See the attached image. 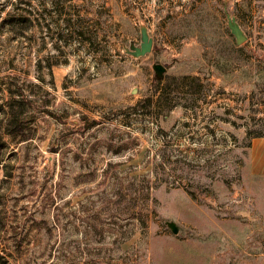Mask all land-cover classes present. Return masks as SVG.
Returning a JSON list of instances; mask_svg holds the SVG:
<instances>
[{
    "label": "rangeland",
    "instance_id": "obj_1",
    "mask_svg": "<svg viewBox=\"0 0 264 264\" xmlns=\"http://www.w3.org/2000/svg\"><path fill=\"white\" fill-rule=\"evenodd\" d=\"M184 75L201 96L146 101ZM263 85L264 0H0V129L9 88L32 101L0 135V264H264Z\"/></svg>",
    "mask_w": 264,
    "mask_h": 264
},
{
    "label": "trees",
    "instance_id": "obj_2",
    "mask_svg": "<svg viewBox=\"0 0 264 264\" xmlns=\"http://www.w3.org/2000/svg\"><path fill=\"white\" fill-rule=\"evenodd\" d=\"M12 30L19 28L23 30L32 26V21L27 15L23 14H8L5 19ZM241 50L242 47L236 48ZM231 71H234L237 66L233 65ZM218 69L223 67L218 65ZM264 87V85H263ZM205 85L198 76L184 75L181 77L166 76L163 80H158L151 96L146 98L148 102H154V106L165 114H169L178 106V97L192 96L199 97L203 94ZM9 98L6 101L5 123L3 130L0 129V135H8L12 138H18L17 143L28 141L30 139L29 129L26 126L24 115L28 107L32 104L31 99L24 93L23 89L19 93L11 88L8 89ZM155 97V100L153 101ZM255 137H264V134H259ZM2 161V159H0ZM5 167V165H4Z\"/></svg>",
    "mask_w": 264,
    "mask_h": 264
},
{
    "label": "water",
    "instance_id": "obj_3",
    "mask_svg": "<svg viewBox=\"0 0 264 264\" xmlns=\"http://www.w3.org/2000/svg\"><path fill=\"white\" fill-rule=\"evenodd\" d=\"M229 27L236 38L237 45L241 46L246 41V37L244 36L240 26L236 23L235 19L229 21ZM141 41L140 47H132V53L136 57L146 56L153 48V39L150 38L148 30L145 27L141 28ZM155 70L164 73L166 69L161 65H156ZM173 232L177 233V229L174 228Z\"/></svg>",
    "mask_w": 264,
    "mask_h": 264
},
{
    "label": "crops",
    "instance_id": "obj_4",
    "mask_svg": "<svg viewBox=\"0 0 264 264\" xmlns=\"http://www.w3.org/2000/svg\"><path fill=\"white\" fill-rule=\"evenodd\" d=\"M250 162L254 173L264 174V137L254 140Z\"/></svg>",
    "mask_w": 264,
    "mask_h": 264
}]
</instances>
